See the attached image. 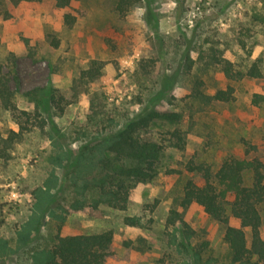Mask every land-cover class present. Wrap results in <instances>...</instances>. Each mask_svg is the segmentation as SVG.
Wrapping results in <instances>:
<instances>
[{
    "label": "rangeland",
    "instance_id": "obj_1",
    "mask_svg": "<svg viewBox=\"0 0 264 264\" xmlns=\"http://www.w3.org/2000/svg\"><path fill=\"white\" fill-rule=\"evenodd\" d=\"M7 8L0 63L14 97L11 108L0 105V264H30L32 252L51 247L57 234L106 229L111 264H240L229 258L224 225L179 200L185 179H198L188 161L213 170L230 156L264 161V100L252 102L264 96V0H140L122 16L114 0ZM66 12L76 18L71 27ZM92 60L101 69L89 80L81 74ZM255 60L258 78L230 80L222 70L228 62L245 72ZM195 77L208 94L232 85V101H192ZM145 108L158 116L134 136L162 147L157 174L131 189L125 209L100 203L95 216L92 180L113 156L99 161V144ZM175 128L184 135L181 150L167 139ZM81 153L93 161L78 175ZM83 182L84 190L76 187ZM259 210L264 233V203ZM173 212L182 223L169 221Z\"/></svg>",
    "mask_w": 264,
    "mask_h": 264
},
{
    "label": "trees",
    "instance_id": "obj_2",
    "mask_svg": "<svg viewBox=\"0 0 264 264\" xmlns=\"http://www.w3.org/2000/svg\"><path fill=\"white\" fill-rule=\"evenodd\" d=\"M41 1L43 0H0V14L3 18L10 16L7 3L17 6L20 3ZM51 1L55 7L65 9L77 0ZM139 3L140 0H114V10L122 16ZM75 19L71 13L63 14L64 24L68 27L74 24ZM53 44L56 46L57 42ZM185 57V70L189 71L193 60L188 54ZM100 69L101 62L92 60L81 76L94 80L100 75ZM222 70L230 80L244 76L258 78L262 75L258 60L245 72L233 70L228 62L223 65ZM202 87L203 81L195 77L189 94L192 101L207 105L213 102H230L234 97V87L230 84L211 94L204 92ZM13 97L9 78L2 72L0 63V105L5 109L11 108ZM263 100L264 96L261 94H254L252 97V102L256 105ZM147 109H143L138 118L130 120L121 130L104 137L99 144L100 153H103L99 161L106 152L113 156L104 158L107 171L92 180V184L98 189V195L92 197L90 202L91 212L95 216L101 215L98 208L100 203L111 208L125 209L131 189L137 183L151 181L157 174L155 163L162 147L146 141L140 142L134 136L138 126H147L150 120L158 116L157 112ZM166 133L170 146L179 150L184 148V135L179 129L168 130ZM77 161H80L77 173L79 175L81 169L91 165L93 160L81 153ZM186 169L197 175L198 179H185L179 206L185 209L191 204L199 205L210 219L224 225L223 239L232 262L264 264V233L259 210L264 203V161L257 157L249 159L230 156L223 159L215 170L206 163L192 161L187 162ZM79 184L76 183V187L83 190L87 187L85 182ZM168 219L172 223L183 222L177 212H173ZM231 221H236L237 224H232ZM115 261L113 234L106 229L96 233L57 234L51 247L32 252L30 264H111Z\"/></svg>",
    "mask_w": 264,
    "mask_h": 264
}]
</instances>
